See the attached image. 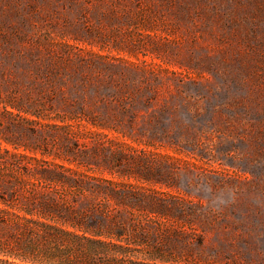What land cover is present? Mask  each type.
<instances>
[{
  "label": "rangeland",
  "instance_id": "1",
  "mask_svg": "<svg viewBox=\"0 0 264 264\" xmlns=\"http://www.w3.org/2000/svg\"><path fill=\"white\" fill-rule=\"evenodd\" d=\"M7 104L163 200L167 264H264V0H0Z\"/></svg>",
  "mask_w": 264,
  "mask_h": 264
},
{
  "label": "trees",
  "instance_id": "2",
  "mask_svg": "<svg viewBox=\"0 0 264 264\" xmlns=\"http://www.w3.org/2000/svg\"><path fill=\"white\" fill-rule=\"evenodd\" d=\"M7 107L12 120L0 118V264L181 261L170 245L187 244L186 231L166 214L163 200L134 184L91 175L90 156L103 161V149L62 138L47 150L43 132L24 127L13 112L19 109ZM96 169L103 172V165ZM156 219L164 220L160 227H154Z\"/></svg>",
  "mask_w": 264,
  "mask_h": 264
}]
</instances>
